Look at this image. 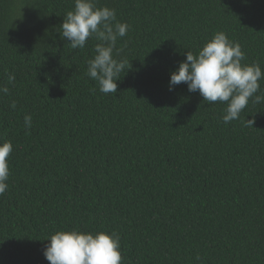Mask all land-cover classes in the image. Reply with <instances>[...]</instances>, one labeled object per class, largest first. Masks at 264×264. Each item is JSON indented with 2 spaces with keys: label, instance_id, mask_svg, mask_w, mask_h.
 <instances>
[{
  "label": "trees",
  "instance_id": "1",
  "mask_svg": "<svg viewBox=\"0 0 264 264\" xmlns=\"http://www.w3.org/2000/svg\"><path fill=\"white\" fill-rule=\"evenodd\" d=\"M97 6L129 25L115 93L87 75L97 41L61 37L74 0H0V143L13 148L0 264H50L44 240L62 230L115 232L122 264H264V102L226 124V104L169 91L187 51L217 32L264 71V0Z\"/></svg>",
  "mask_w": 264,
  "mask_h": 264
},
{
  "label": "clouds",
  "instance_id": "2",
  "mask_svg": "<svg viewBox=\"0 0 264 264\" xmlns=\"http://www.w3.org/2000/svg\"><path fill=\"white\" fill-rule=\"evenodd\" d=\"M74 4V10L63 18L61 37L73 49H83L89 38L97 41L95 55L88 61L87 75L96 81L101 93H115L118 77L128 64L126 58H116L117 40L127 35L129 25L117 21L115 9L98 7L97 0H74ZM244 60L240 44L229 40L224 32H217L197 55L187 51L186 59L170 73L169 91L184 83L189 92L198 91L204 101L226 104L222 120L227 124L239 118L250 99L253 104L264 102V94L256 95L264 71L259 63H242ZM14 79V75L9 76V81ZM0 92L7 94L8 89L0 88ZM11 107L16 108L15 102ZM24 121L30 128L31 116L26 115ZM254 124V119L247 120L248 126ZM12 150L10 141L0 143V195L8 188V157ZM44 241L47 244L43 255L50 264H122L120 238L115 232L62 230Z\"/></svg>",
  "mask_w": 264,
  "mask_h": 264
}]
</instances>
